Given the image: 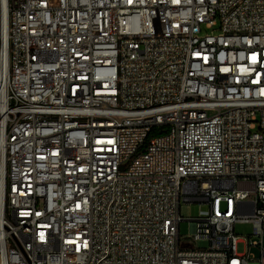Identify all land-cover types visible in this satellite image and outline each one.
I'll use <instances>...</instances> for the list:
<instances>
[{
	"label": "built area",
	"instance_id": "2783aa9c",
	"mask_svg": "<svg viewBox=\"0 0 264 264\" xmlns=\"http://www.w3.org/2000/svg\"><path fill=\"white\" fill-rule=\"evenodd\" d=\"M182 202L210 207L187 236ZM263 238L264 0H0V264H264Z\"/></svg>",
	"mask_w": 264,
	"mask_h": 264
},
{
	"label": "rangeland",
	"instance_id": "374dc122",
	"mask_svg": "<svg viewBox=\"0 0 264 264\" xmlns=\"http://www.w3.org/2000/svg\"><path fill=\"white\" fill-rule=\"evenodd\" d=\"M220 28V25H216L213 27L214 30H218ZM205 30V29H204ZM209 204L208 203H200V202H182L181 204V216L184 218V220L180 224V233L182 236L189 235L191 231V221L189 219L191 218H198L201 216H206L209 213ZM253 231V224L249 221H239L236 223L235 226V232L240 236L241 239L249 238L252 235ZM264 243V238H263ZM199 247L207 246L206 241H199L197 243ZM245 250V243L243 241L238 243V251L243 252ZM252 254L255 256H259V250L257 248H252L251 250Z\"/></svg>",
	"mask_w": 264,
	"mask_h": 264
},
{
	"label": "trees",
	"instance_id": "16d2710c",
	"mask_svg": "<svg viewBox=\"0 0 264 264\" xmlns=\"http://www.w3.org/2000/svg\"><path fill=\"white\" fill-rule=\"evenodd\" d=\"M160 133H161V132L159 131V128L155 127V128L152 130V132L150 133L149 137L154 136V135H158V134H160ZM146 145H147V142L144 144V146L141 148V150H144L145 147H146Z\"/></svg>",
	"mask_w": 264,
	"mask_h": 264
}]
</instances>
